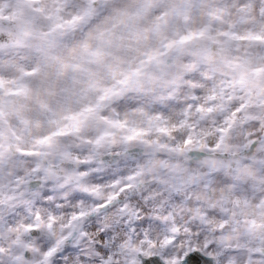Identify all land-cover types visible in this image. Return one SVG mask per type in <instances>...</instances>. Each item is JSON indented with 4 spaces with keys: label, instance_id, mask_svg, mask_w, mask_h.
Listing matches in <instances>:
<instances>
[{
    "label": "clouds",
    "instance_id": "clouds-1",
    "mask_svg": "<svg viewBox=\"0 0 264 264\" xmlns=\"http://www.w3.org/2000/svg\"><path fill=\"white\" fill-rule=\"evenodd\" d=\"M0 264H264V0H0Z\"/></svg>",
    "mask_w": 264,
    "mask_h": 264
}]
</instances>
